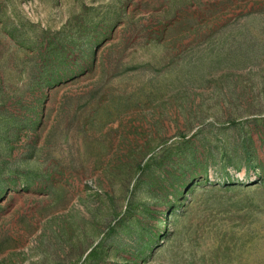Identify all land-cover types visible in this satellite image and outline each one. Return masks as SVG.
Masks as SVG:
<instances>
[{"label": "rangeland", "instance_id": "374dc122", "mask_svg": "<svg viewBox=\"0 0 264 264\" xmlns=\"http://www.w3.org/2000/svg\"><path fill=\"white\" fill-rule=\"evenodd\" d=\"M0 264H264V0H0Z\"/></svg>", "mask_w": 264, "mask_h": 264}]
</instances>
